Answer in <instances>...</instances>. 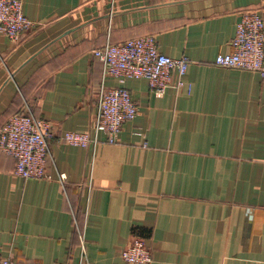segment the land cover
Listing matches in <instances>:
<instances>
[{
	"label": "crops",
	"instance_id": "0c3cea01",
	"mask_svg": "<svg viewBox=\"0 0 264 264\" xmlns=\"http://www.w3.org/2000/svg\"><path fill=\"white\" fill-rule=\"evenodd\" d=\"M22 3L34 26L18 43L0 33V127L29 110L54 136L44 179L15 175L0 150V259L127 264L120 251L140 236L150 264H264V76L214 63L264 0ZM144 34L189 60L161 97L146 78L104 76L93 54ZM101 84L127 88L139 115L116 143L62 142L92 129Z\"/></svg>",
	"mask_w": 264,
	"mask_h": 264
},
{
	"label": "built area",
	"instance_id": "2783aa9c",
	"mask_svg": "<svg viewBox=\"0 0 264 264\" xmlns=\"http://www.w3.org/2000/svg\"><path fill=\"white\" fill-rule=\"evenodd\" d=\"M22 0H0V33L13 43H18L26 31L34 26L23 13ZM100 60L104 76H112L120 83L127 78H146L151 92L161 97L173 83L182 80L189 60L187 57L174 58L159 50L153 34L133 36L120 42H107L93 50ZM215 65L223 68H239L259 72L264 76V16L258 9L242 11L236 24V31L230 42V50L218 54ZM96 113L91 130L66 131L61 141L95 148L99 143H116L123 125L132 121L140 113L130 91L121 86L101 84L95 93ZM99 132L104 138L98 137ZM54 136V126L49 120L36 117L31 111L17 112L4 121L0 127V150L15 159L14 174L24 179H44L50 157L49 140ZM60 178H64L60 175ZM82 238V236L80 235ZM120 257L127 264H150L152 253L140 236H134L121 249ZM0 264H40L37 261L17 262L11 257H3Z\"/></svg>",
	"mask_w": 264,
	"mask_h": 264
}]
</instances>
